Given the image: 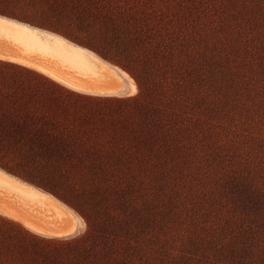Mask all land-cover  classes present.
Listing matches in <instances>:
<instances>
[{
    "label": "rangeland",
    "instance_id": "rangeland-1",
    "mask_svg": "<svg viewBox=\"0 0 264 264\" xmlns=\"http://www.w3.org/2000/svg\"><path fill=\"white\" fill-rule=\"evenodd\" d=\"M12 19L36 27L16 26L38 46L0 27L1 48L71 79L98 76L107 62L133 79L130 96L140 84L162 88L170 109L157 121L0 62L1 92L18 81L24 96L10 93L21 101L40 91L31 104L37 117L0 105V126L26 144L0 149V197L32 206L31 192L49 193L81 220L70 238L102 221L105 233L129 242L135 264H264V0H0V21L13 28ZM150 138L171 166L122 163L123 148ZM0 216L27 236L24 264H60L45 252L60 260L54 242L66 238Z\"/></svg>",
    "mask_w": 264,
    "mask_h": 264
},
{
    "label": "trees",
    "instance_id": "trees-1",
    "mask_svg": "<svg viewBox=\"0 0 264 264\" xmlns=\"http://www.w3.org/2000/svg\"><path fill=\"white\" fill-rule=\"evenodd\" d=\"M0 62L14 64V62H3L2 60ZM27 74L28 76H35L31 72H27ZM43 85H47L45 80H43ZM142 86V84L139 85V93L133 96L125 98H118L112 95L106 97L97 96L94 99L116 102L127 108L132 107L148 117L151 116L156 118L157 121H162L165 112L170 109V106H168L170 101L166 98L165 90L162 88L159 90L149 87L143 88ZM25 87L23 83L18 81L15 84H11L7 92L0 91V105H9L10 109L14 112H22V114L29 117H37L39 116V111L33 110L34 106L31 104H34L33 102L38 99L37 93L40 92L39 90L29 93L22 101L21 98L11 96L10 91L12 89L17 94L20 93L19 96H24L25 93L22 94L21 91ZM23 101L25 104H21ZM13 133L16 132L12 126H0V134L4 135V138L0 139V149L6 153L26 146L25 142L23 143L20 140L12 138L11 134ZM32 146L34 147L35 145ZM28 147L30 148L29 144ZM36 147L42 148L44 145L39 144ZM44 152L46 153L42 157L53 159L56 156V154L48 153L49 151ZM38 153L36 154L37 156L40 155ZM170 154L172 155V153ZM58 155V160L70 159L68 157L69 154L59 153ZM120 156L122 163L139 169L165 168L171 166L174 159L167 151L160 149V145H158L156 139L152 140L151 138L140 140L138 143L130 142V144L122 149ZM94 221L95 219L88 221L89 229L87 233L54 242L62 246L64 258L62 257L59 260L55 256L57 253L45 252V254L52 260H55L56 263L60 262V264H135L130 257L128 258L127 249L130 246L129 242H127V245L119 242V239H115L112 236L115 235L114 233H105L106 225L104 222L95 221L97 222L95 224ZM18 230L14 222L0 216V264H24L25 249L21 246L20 241L22 237L27 236ZM51 242L48 241V243Z\"/></svg>",
    "mask_w": 264,
    "mask_h": 264
},
{
    "label": "bare ground",
    "instance_id": "bare-ground-1",
    "mask_svg": "<svg viewBox=\"0 0 264 264\" xmlns=\"http://www.w3.org/2000/svg\"><path fill=\"white\" fill-rule=\"evenodd\" d=\"M3 22L4 21H0L1 29L5 34L12 36L7 32V30H9L8 25H5V23L3 24ZM7 22H10L9 24H12V27L14 28L18 26L21 28L23 27L22 29L24 30L35 29L34 27H28L25 24L14 20ZM12 37L17 38L18 41L22 42L23 44L29 38L27 35L20 33L17 28L14 29ZM0 58L7 59L24 66L32 67L48 75L50 78L60 82L61 84L83 93L96 95H123V93L127 92L132 94L136 89L133 79L129 77L126 72L110 64H107V66V62H100L101 69L98 76L92 78L71 79L70 77L65 76L62 72L55 70L41 62L28 59L24 57L23 54L21 55L15 50L0 47ZM64 58H67V56ZM73 59L75 58H72V60ZM73 61L75 62V60ZM4 181H6L5 176L0 175V182ZM30 194L33 198H36L38 201L37 204H33L32 206L27 205V203L19 204L14 203L13 201L11 202L9 199L7 200L0 197V213L17 219L27 229L43 236L64 237L68 234L73 235L81 227L80 218L74 215L71 210H69L64 204L58 201L51 194L45 192H38V195L37 193L34 194L33 192Z\"/></svg>",
    "mask_w": 264,
    "mask_h": 264
},
{
    "label": "flooded vegetation",
    "instance_id": "flooded-vegetation-1",
    "mask_svg": "<svg viewBox=\"0 0 264 264\" xmlns=\"http://www.w3.org/2000/svg\"><path fill=\"white\" fill-rule=\"evenodd\" d=\"M14 29H16V27L14 28H10L9 27V30H7V32L10 34V35H12L13 36V33H14ZM25 31V30H24ZM24 31H21V32H23V34H25V35H27V33L26 32H24ZM28 36V35H27ZM25 44V46H38V41H36V39H34V38H32V37H29L28 38V40H26V42L24 43Z\"/></svg>",
    "mask_w": 264,
    "mask_h": 264
},
{
    "label": "water",
    "instance_id": "water-1",
    "mask_svg": "<svg viewBox=\"0 0 264 264\" xmlns=\"http://www.w3.org/2000/svg\"><path fill=\"white\" fill-rule=\"evenodd\" d=\"M12 20H14V21H17V22H20V21H18V20H15V19H12ZM20 23H22V24H26V25H28V26H30L29 24H27V23H24V22H20ZM31 27H34V26H31ZM36 28V27H35ZM37 29H39V28H37ZM133 94V93H132ZM132 94H130V93H123V95H116V96H130V95H132ZM99 95H107V96H110V95H114V94H99ZM74 235V234H73ZM70 236H72V234L70 235V234H68V235H65L64 236V238H67V237H70Z\"/></svg>",
    "mask_w": 264,
    "mask_h": 264
},
{
    "label": "snow or ice",
    "instance_id": "snow-or-ice-1",
    "mask_svg": "<svg viewBox=\"0 0 264 264\" xmlns=\"http://www.w3.org/2000/svg\"><path fill=\"white\" fill-rule=\"evenodd\" d=\"M133 91H134V89H133Z\"/></svg>",
    "mask_w": 264,
    "mask_h": 264
}]
</instances>
